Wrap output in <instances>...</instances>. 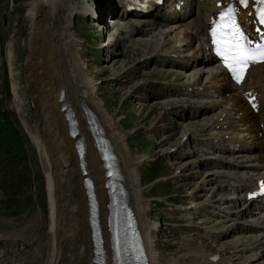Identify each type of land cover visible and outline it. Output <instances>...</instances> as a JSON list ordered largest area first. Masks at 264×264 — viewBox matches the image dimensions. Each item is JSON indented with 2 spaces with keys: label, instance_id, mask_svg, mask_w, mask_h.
<instances>
[{
  "label": "bare ground",
  "instance_id": "bare-ground-1",
  "mask_svg": "<svg viewBox=\"0 0 264 264\" xmlns=\"http://www.w3.org/2000/svg\"><path fill=\"white\" fill-rule=\"evenodd\" d=\"M179 1L181 0H165L163 6H154L146 15L135 10L126 11L124 0H102L99 13L108 9L107 3H110L109 7L114 5L115 12H118L111 19L112 23L117 22L116 30L122 35H109L110 42L120 45L122 43L118 37L126 36L133 47H140L148 52L143 56V59H147L146 63H149V58L154 57L153 62L157 67L173 66L163 70L174 76V80L166 84L176 88L178 94L190 96L187 98V105L183 106L189 109L191 116L198 115L200 120L198 123L193 121L182 124L184 129L180 141L185 139L186 142L187 135L192 134L193 125L197 124L202 130H209V133H197L207 139L206 151L210 148L219 151L200 156L197 160V166L210 168L201 175L203 177L198 178L199 181L196 179L199 184L194 187L193 195L195 197L197 194L200 198L191 204L195 217L199 216L201 204L209 206V214L199 219V222H204L202 227L210 242L203 244L207 249H210L208 245L219 248L217 252L205 249L193 252L189 262L185 264H264V195L256 199L245 198L246 189L255 187L257 178H264V139L259 125L264 108V61L251 69L253 77L241 85L229 81L223 68L214 64L213 55L206 51L203 35L198 37L205 34L210 15L220 8L216 5L217 0H183L181 9L177 10L174 6ZM87 3V0L83 3L76 0H33L30 7L31 49L26 64V79L36 97L41 125L39 132L33 130V135L38 136L37 140L40 141L38 147L48 168L47 179L52 194L53 216L50 222L54 246L51 264H93L87 195L74 146L75 138L80 135L86 141L84 159L87 173L93 179L102 217V233L109 257L111 256L106 224L108 194L104 186L105 169L87 129L82 105L94 112L111 141L118 157L128 203L135 210L149 261L151 264H160L162 255L156 250L150 235V230L158 228L159 224L142 218L148 205L144 204L145 195L138 173V163L142 159L135 158L130 151L126 134L117 125V120L103 107L102 99L96 95L97 82L86 74V65L79 59L80 40L75 36L76 31L72 30L73 18L78 12L94 16V10L98 15L95 9L97 6L92 7ZM191 13L195 14L190 15ZM242 16L245 18L246 13ZM105 25L106 23L103 24ZM105 28H110V25L107 24ZM110 42L103 46H109ZM12 50L13 47L10 52ZM36 50L41 52V65L44 67H34V63L39 62L36 61L37 56H34ZM114 56L106 57L105 61ZM189 62H192L187 68L190 71L184 66L178 67ZM206 65L212 67L205 68ZM61 88L64 89L63 100L59 98ZM250 90H257L258 113L253 112L244 98ZM155 95L154 100H157ZM175 97L171 98L178 101L182 99ZM63 101L70 104L78 120L79 132L76 137L68 133V122L61 109ZM210 139L213 142H209ZM180 141L178 145L182 143ZM197 149L203 150L195 146L191 152H187V156L201 152ZM187 160L190 161H181H185L182 164L185 169L193 161L189 158ZM233 168L236 171L230 170ZM197 170L200 171L199 168ZM197 170L191 169V175L194 171L196 174ZM227 172L233 175L225 184L208 188L217 177H222ZM227 184L236 193L214 197ZM230 200L235 201L234 208L225 204V201ZM4 228L0 225V230ZM190 240L192 239L188 241ZM214 254L218 255L216 260L212 259ZM2 258L3 254L0 255V262Z\"/></svg>",
  "mask_w": 264,
  "mask_h": 264
},
{
  "label": "rangeland",
  "instance_id": "rangeland-1",
  "mask_svg": "<svg viewBox=\"0 0 264 264\" xmlns=\"http://www.w3.org/2000/svg\"><path fill=\"white\" fill-rule=\"evenodd\" d=\"M76 1L83 3L84 0ZM87 1L92 7L97 6L98 15H102L97 0ZM31 2L33 0H0V108L8 109L3 113L5 120H1L14 129L13 133L1 131L0 142L11 141L10 145L18 150H12L13 157L23 158L17 165L15 181L8 184L11 195L4 192L0 199L8 195L14 200V204H4L10 210L22 206L23 195L15 194L16 188L30 199L29 205L20 214L0 209V225L5 227L3 232L0 230V255L3 254L0 264H51L53 255L51 187L47 179L48 168L38 147L40 141L37 140L38 136L33 135V130L39 132L41 124L36 97L26 79V64L31 49ZM100 21H104V15ZM72 24L75 36L80 40L79 59L86 65V74L97 82V97L102 99L103 107L126 134L132 154L142 159L138 163V173L145 195L144 204H148L142 218L159 224L158 228L150 230V235L156 250L162 255L160 264L188 263L192 253L202 249L217 252L219 246L208 245L210 249H207L203 244L210 242L202 227L204 222L199 221L200 216L203 218L209 213L208 206L200 210L202 214L197 218L191 212L192 201L200 198L197 194L194 197L193 189L206 170L204 166L196 165L197 160L213 152L197 149L201 152L187 156V152H191L195 146H200V149L207 147V139L198 134L209 131L195 124L186 142L185 139L180 141L184 129L182 124L200 120L198 115L191 116L189 109L183 106L187 105L190 96L159 92L166 90L162 82L174 80L173 75L163 71L173 66L157 67L151 55L152 59L149 58V63H146L147 59H143V56L148 52L133 47L126 36L118 37L122 43L120 45L110 42L108 30L90 14L78 12ZM108 42L111 43L109 46H103ZM11 47L13 50L10 52ZM110 55L115 56L105 61ZM34 56H37L36 61L39 60L34 63V67H44L41 65V52L36 50ZM191 64L189 62L178 67L187 69ZM154 94L157 100H154ZM168 96L182 99H166ZM1 120L0 126L6 127ZM6 133L9 136H5ZM179 141L182 143L178 145ZM24 148L27 152H24ZM7 155L12 156V152ZM2 157L5 156L2 154ZM181 157L185 161H190L187 158L192 159L191 164L195 165L189 164L185 169L182 166L185 161L178 160ZM191 169L197 170V173L194 171L191 175ZM208 186L210 188L213 185ZM230 193H234L231 188L215 196ZM227 205L232 208L234 202H228Z\"/></svg>",
  "mask_w": 264,
  "mask_h": 264
},
{
  "label": "snow or ice",
  "instance_id": "snow-or-ice-1",
  "mask_svg": "<svg viewBox=\"0 0 264 264\" xmlns=\"http://www.w3.org/2000/svg\"><path fill=\"white\" fill-rule=\"evenodd\" d=\"M262 5L257 9V18L261 25H264V0H257ZM240 3L247 6L248 0H240ZM228 20V27L231 31L226 38L218 39L217 31H212L213 44L217 45V54L223 56L225 67L229 68L237 82L242 79V68L247 67L249 61L264 60V43H257L252 47V42L244 35L236 23L234 9L229 6L226 12L221 13V20ZM222 27V26H219Z\"/></svg>",
  "mask_w": 264,
  "mask_h": 264
},
{
  "label": "trees",
  "instance_id": "trees-1",
  "mask_svg": "<svg viewBox=\"0 0 264 264\" xmlns=\"http://www.w3.org/2000/svg\"><path fill=\"white\" fill-rule=\"evenodd\" d=\"M1 112V111H0ZM3 113V112H2ZM1 120V119H0ZM2 121V120H1ZM3 123H4V125L6 126V127H4V126H0V132L1 131H3V130H9V132H11V133H13V131H14V129H13V127L10 125V124H7L6 122H4V121H2ZM5 136H9V134H5ZM15 140H16V136H15ZM11 141H7V142H5V143H2V142H0V153L2 152V151H6V152H8L9 154L12 152V157L14 156V154H13V151L12 150H15L16 152L18 151L16 148H14V147H12L11 145ZM25 149V148H24ZM9 156V155H8ZM16 159L17 160H23V158L22 157H20V156H18V157H16ZM6 198L7 199H11V197L10 196H6Z\"/></svg>",
  "mask_w": 264,
  "mask_h": 264
}]
</instances>
